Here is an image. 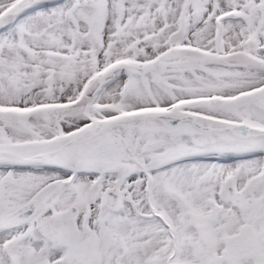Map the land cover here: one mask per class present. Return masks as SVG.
<instances>
[{"label":"snow or ice","instance_id":"snow-or-ice-1","mask_svg":"<svg viewBox=\"0 0 264 264\" xmlns=\"http://www.w3.org/2000/svg\"><path fill=\"white\" fill-rule=\"evenodd\" d=\"M0 264H264V0H0Z\"/></svg>","mask_w":264,"mask_h":264}]
</instances>
